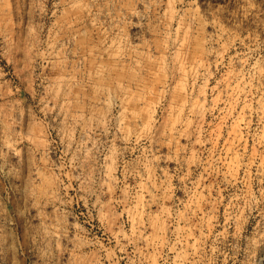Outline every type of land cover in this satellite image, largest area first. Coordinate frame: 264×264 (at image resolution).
<instances>
[{
  "label": "rangeland",
  "instance_id": "rangeland-1",
  "mask_svg": "<svg viewBox=\"0 0 264 264\" xmlns=\"http://www.w3.org/2000/svg\"><path fill=\"white\" fill-rule=\"evenodd\" d=\"M0 264H264V0H0Z\"/></svg>",
  "mask_w": 264,
  "mask_h": 264
}]
</instances>
